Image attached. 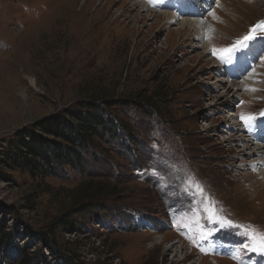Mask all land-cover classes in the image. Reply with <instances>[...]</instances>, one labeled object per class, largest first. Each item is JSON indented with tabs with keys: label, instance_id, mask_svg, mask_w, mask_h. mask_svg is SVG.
Masks as SVG:
<instances>
[{
	"label": "rangeland",
	"instance_id": "rangeland-1",
	"mask_svg": "<svg viewBox=\"0 0 264 264\" xmlns=\"http://www.w3.org/2000/svg\"><path fill=\"white\" fill-rule=\"evenodd\" d=\"M208 1L194 11L223 34L181 28L187 6L167 20L165 0H0V152L79 100L127 98L113 110L141 163L117 143L86 156L84 173L44 179L0 160V219L14 244L41 248L43 264H264L251 251L264 234V181L255 144L234 129L242 115L264 118V32L243 48L255 65L241 79L224 74L235 51L224 62L211 52L264 21V0ZM254 72L258 91L237 87ZM142 100L155 113L138 110ZM83 187L94 206L75 215Z\"/></svg>",
	"mask_w": 264,
	"mask_h": 264
},
{
	"label": "trees",
	"instance_id": "trees-1",
	"mask_svg": "<svg viewBox=\"0 0 264 264\" xmlns=\"http://www.w3.org/2000/svg\"><path fill=\"white\" fill-rule=\"evenodd\" d=\"M129 99H82L71 106L51 115L42 117L20 132H16L5 149L0 152V160L8 167L18 169L32 177L40 179L55 177L68 168L85 172L86 156H95L97 150L110 153L112 149L103 148V145L117 143L123 148L133 151V141L128 139L125 126L118 119L113 110L116 106L128 107ZM138 110H149L155 113L156 109L149 107L147 101L136 103ZM152 113V115L154 114ZM134 166L141 165L138 160ZM83 195L72 212L83 215L94 206L89 189L83 187ZM4 221L0 219V264H43L45 254L42 249L29 253L28 249L18 247L9 233H4ZM41 244L50 247L54 244L50 236H44ZM11 256V257H10ZM55 256V255H54ZM65 264H72L65 261Z\"/></svg>",
	"mask_w": 264,
	"mask_h": 264
},
{
	"label": "bare ground",
	"instance_id": "bare-ground-1",
	"mask_svg": "<svg viewBox=\"0 0 264 264\" xmlns=\"http://www.w3.org/2000/svg\"><path fill=\"white\" fill-rule=\"evenodd\" d=\"M177 1L179 2V4L177 3V4H173L172 5L171 3H173L174 0H165V3L166 4L169 3V5H162V7L163 8H167L168 10H171V12L170 11H163L162 12L163 13L162 14L163 17L167 18V20H169L170 16H172V18L173 17L175 18L176 17V13L175 12H177L179 14V16L183 15L182 14L183 9H184L185 6H187V8L191 11V12H189L190 13V17H188V19H186L185 17L181 18V20L183 19V22L181 24V28H184L185 26L187 27L188 23H191L190 25L199 26L198 28H196V30L198 32L201 31V33L203 34V28L205 26L201 23V20H200V16L199 15L201 13L198 12V11H194V10L197 9L198 6L201 7L203 10H205L204 5L205 4L209 5L210 2L207 0L206 2H201L199 4L197 2L198 0H177ZM194 3H195V7H194ZM214 3H219L221 5L219 0L214 1ZM184 11H186V9ZM159 16L160 15H158V18H160ZM208 26H209L208 28L205 27L206 30L208 31V34H211V33L214 34V32H216L218 34L222 33V31L220 29L217 28V30H216V29H213L211 27L212 26V22L211 21H209V25ZM210 29L212 31H214V32H212ZM246 52H248V51L240 49V50L234 52L231 60H226L225 65L227 67H225L224 74H227V77L230 76L231 77L230 79H241V74H240V70L239 69H242L243 67H247V69H250L251 67H253L255 65V62H254L252 56L247 61H245L244 54H246ZM228 62H230L231 64L228 65ZM218 66H222V65H218ZM261 75L264 76V73H262ZM258 76H260V75H257V73H255V72L250 74V78L243 79L242 82H239V86H237V87L240 88L241 86L244 85L245 86L244 89H246L245 92H248V93L253 92V91H249L247 89H253V88L255 89V88H257V86L259 84L257 83V80H256L255 77H258ZM223 79H224V77L222 78V80ZM31 83H33V81H31ZM256 91H258V90H256ZM263 91H264V89H263ZM231 115H235L236 116V113H232ZM260 120H264V118H261ZM238 124L239 125L234 127V129L238 128L236 130V132H239V133L241 132V136H245L246 137V138H243V140H239L238 143L239 142L243 143L245 147H248L250 144H251L250 146H252V144H255V147L253 148V150L255 152V156L256 157L255 156L252 157L251 164L253 165L252 167L254 168V170H255V172L257 174L256 176L261 177L262 180L264 181V155H263L264 154V125H263V123H260V122L257 124L256 121L255 122H250L248 125H245L242 122H241V124L238 122ZM234 137H232V138H234ZM228 140H229V138H228ZM243 154H244V152H243ZM238 155L240 156V154H238ZM250 155H253V154H250ZM262 183L263 182L260 183L261 186L263 185ZM185 256H183L182 258H184ZM177 260H180V258H178ZM201 262H202V260H201Z\"/></svg>",
	"mask_w": 264,
	"mask_h": 264
},
{
	"label": "snow or ice",
	"instance_id": "snow-or-ice-1",
	"mask_svg": "<svg viewBox=\"0 0 264 264\" xmlns=\"http://www.w3.org/2000/svg\"><path fill=\"white\" fill-rule=\"evenodd\" d=\"M213 17H215L214 13H210ZM264 32V21H260L256 25H253L250 29L249 32L237 39L232 45L224 48H215L213 47L211 49L212 55H214L218 60H221L222 62L225 61L226 57L231 56V54L234 51H238L243 48H247L249 45V42L254 41L257 39V32ZM249 91H256V89H247ZM261 116H264V111H261L260 113ZM255 116H241V120L245 125H248L251 121L255 120ZM230 223V221L228 222ZM254 239H258L259 243L255 244L252 248L251 251L254 252H261L264 253V234L259 235L258 237H254Z\"/></svg>",
	"mask_w": 264,
	"mask_h": 264
}]
</instances>
